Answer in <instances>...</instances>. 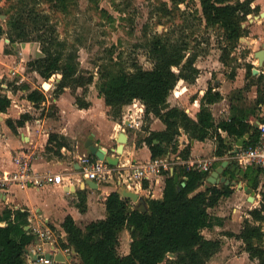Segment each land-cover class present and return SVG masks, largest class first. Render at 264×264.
Wrapping results in <instances>:
<instances>
[{"label": "trees", "instance_id": "obj_1", "mask_svg": "<svg viewBox=\"0 0 264 264\" xmlns=\"http://www.w3.org/2000/svg\"><path fill=\"white\" fill-rule=\"evenodd\" d=\"M12 12L4 11L7 16L6 26L0 22V40L8 38L7 53L19 52L12 43L37 42L40 56L30 59L27 66L36 70L45 80L55 82L54 94L57 95L65 87L78 86L86 89L93 81V74H84L79 65L77 51L69 48L64 40L58 37L55 26L50 22L48 14L29 5L23 8L25 0H13ZM65 5L68 0H57ZM193 0H171L170 7L165 4L166 14L172 8L179 9L180 3ZM201 8V19L205 27L216 26L221 31L222 46L220 60L228 64L238 56L243 59L246 69L245 85L240 89L247 90L251 84L257 85L256 103H264V72L255 76L252 68L256 58L246 42L240 38L249 32L247 25H242L253 14L260 11V5L254 0H198ZM153 67L146 69L134 64L132 70L119 69L114 72L100 74L98 92L108 106V114L113 119L122 115V108L133 99L144 104V118L154 114L162 119L166 127L160 131H149L144 141L149 146L151 157L166 156L176 151V136L179 128L190 138L205 139L211 129L218 127L227 131L228 135L242 137L250 132V137L243 146L255 142L259 136L257 127L245 120L243 115H230L220 119L216 124L207 104L220 98L218 92H211L209 87L201 98L197 119L191 118L183 108L168 107L167 97L179 79L190 83L198 76L199 69L194 65L199 53L190 49L183 40L170 41L157 34L151 43ZM255 77V78H253ZM59 78V80H57ZM25 87V85H21ZM18 86H14L17 88ZM85 91V90H84ZM26 98L39 105L46 100L45 93L38 88L30 90ZM11 99L0 93V112L6 111ZM79 107L87 106L80 96H76ZM28 115L24 114L16 120L23 124ZM8 124L13 126L10 119ZM53 137H63L50 134ZM157 140V142H154ZM65 145L59 142L58 146ZM166 148V149H165ZM230 148L225 139L216 134L214 155L223 156ZM181 156L187 158L190 145L181 151ZM250 172L244 171L243 176L248 183L256 188L259 183L261 169L252 166ZM237 168V167H236ZM235 168V170H236ZM178 174V181L174 180ZM209 172L187 169L182 164L174 165L173 173L163 172L164 186L160 198L147 197V210L132 209L128 211L130 199L123 197L117 190L109 192L105 197V216L89 221L84 227L76 224L71 215H67L62 227L65 239L62 245L72 248L82 264H205L222 246L220 238H207L202 229L212 227L217 223L208 208L216 205L223 196L232 192L228 184L217 186L206 183ZM251 179V180H249ZM206 183L202 189L201 185ZM76 202L80 211L86 210V191L77 192ZM264 203V190L262 191ZM253 221L243 220V226L238 233L228 231L241 239L244 249L251 259H257V264H264L263 206L249 210ZM28 211L5 207L0 211V264H26L25 252L28 246L36 240V235L29 225ZM1 222L5 224L2 225ZM258 222V223H256ZM128 229L130 235L129 250L125 254L119 252L120 234ZM174 253L175 256H169Z\"/></svg>", "mask_w": 264, "mask_h": 264}, {"label": "crops", "instance_id": "obj_2", "mask_svg": "<svg viewBox=\"0 0 264 264\" xmlns=\"http://www.w3.org/2000/svg\"><path fill=\"white\" fill-rule=\"evenodd\" d=\"M256 3L264 5V2H259V0ZM252 29H257V25H253ZM261 29L258 31L263 33L264 26ZM262 37L263 35H258V38ZM254 39L256 38L250 37L252 43L255 41ZM31 43L16 42V46L12 45L19 49L20 61L12 53L5 52L6 45L0 43V93L11 99L7 110L0 112V173L14 170L20 156L31 155L34 170L39 173L46 170L61 173L66 183L57 185L55 182L49 181L40 186L20 187L11 185L6 190L0 191V211L5 207L27 210L32 216L29 225L47 226L53 230L55 236L63 238L65 231L62 222L67 215H71L80 227H84L91 220L103 218L106 214V195L118 189L114 182L97 185L95 188L83 184L84 177L81 176L80 172L79 156L89 153L85 146V141L89 135L92 134L94 142L113 155L118 145L117 134L123 128L128 138L122 153L119 154L117 166H124L127 169L131 163H142L152 158L144 138L149 131L165 129L166 124L154 114H149V119L146 120L144 118V104L138 99L125 105L126 108L125 106L124 108L126 111L127 106L133 107L134 104L138 107L136 112H141L139 125L127 123L132 119L130 112L124 113L122 121H119V118H111L108 114V106L95 86H90L85 91L81 86L75 87L74 90L67 86L57 95L54 94L52 88V93H49L48 85L53 83L45 80L36 70L32 69L31 72L37 79V84L31 82L25 74H20L23 62L27 65L30 59L41 55L38 54L29 59V56H32V50L36 52L37 49L34 48V42ZM209 57L206 55L204 57L197 56L194 65L199 69L198 76L192 83L184 79L177 81L167 97L168 107H181L191 118L197 119L201 98L210 87L211 92L220 94L218 100L207 104L215 124L220 119L230 115H243L246 121L257 127L260 121H264V103H256L255 101L257 97L256 84H251L247 90H240L248 80L243 59L238 56L228 64H224L218 56L214 68H211V64L204 63ZM17 61L20 63H15ZM256 61L252 70L257 69L258 71L252 72L253 76L264 72V68H256ZM232 62L236 63V66H231ZM228 66H230V70H228ZM221 67H223L222 70ZM215 70L222 71L218 73L215 78L216 81L212 79ZM23 84L25 87L21 86ZM14 86L18 87L14 88ZM34 88L40 89L46 96V100L39 105H35L26 98V94ZM76 96H80L84 102H87V106L79 107L76 103ZM24 114H27L28 117L24 119L23 124L18 125L16 120L21 119ZM9 119L13 121V126L8 124ZM179 130L180 132L176 136L177 149L166 156L179 157L180 161L215 156L216 161L212 170L226 160L227 164L223 167L220 176L225 179L240 181L242 185H247L254 191L253 203H250L251 195L242 186L228 184L232 190L231 194L221 197L216 205L208 208L209 213L219 219L212 227L202 229V233L207 238H220L222 246L205 264H256V259H251L245 249L239 256L229 257L232 253L229 244L240 245L243 242L241 239L228 234V231L238 233L243 226L244 219L247 218L252 221L249 210L260 206V190L264 187V174L262 172L259 174L258 186L253 188L248 183L247 178L243 176L244 171L250 172L253 167L240 166L231 159L240 145H244L248 140L251 133L247 132L242 137H234L228 135L226 130L218 127L216 130L211 129L205 139L199 140L190 138L182 127ZM50 134L63 137H53L49 141ZM216 134L221 135L225 142L230 145L223 156L214 155ZM62 141L65 142V145L58 146L59 142ZM187 144L190 145V154L187 158H183L180 151ZM68 181L71 183L67 184ZM206 183L200 188L206 186ZM222 184H217V186ZM163 186V176H154L150 180H143L140 186L134 188L139 198L137 201L130 199V207L132 209L143 206L148 208L146 198H160ZM81 189L86 191L85 211H80L76 205L77 192ZM122 241L126 242L123 252L125 254L129 250L130 242L128 229L123 230L120 234V242ZM74 258H79L76 257V253ZM79 261H81L80 258Z\"/></svg>", "mask_w": 264, "mask_h": 264}, {"label": "rangeland", "instance_id": "obj_3", "mask_svg": "<svg viewBox=\"0 0 264 264\" xmlns=\"http://www.w3.org/2000/svg\"><path fill=\"white\" fill-rule=\"evenodd\" d=\"M13 2V0H0V22L4 27L7 16L3 12H12L14 10ZM254 2L256 3L258 0H254ZM259 2H264V0H259ZM24 3L29 4L27 6L23 4V8L31 5L48 14L58 37L64 40L69 48L77 51L82 72L93 74V81L84 90L89 89L90 86H95L98 89L101 73L114 72L122 68L132 70L134 64L146 69L152 68L153 59L150 48L157 34H161L164 39L169 38L172 42L186 41L191 50L194 49L203 57L210 56L204 63L211 64V68H214L218 56L221 54L223 44L221 31L216 26L205 27V23L200 17L201 8L198 0L189 1L188 4L180 3L179 9L172 8L168 14H166L164 6L167 4L170 7L171 0H68L64 6L57 0H25ZM259 5L260 11L264 10V5L261 3ZM258 14H253L249 18ZM249 18L244 22L249 32L243 37L249 40L250 37L256 38L251 46L246 42L254 54L256 50L264 48L262 45L264 32L258 31L262 30L261 28L264 26V16L253 21H250ZM253 25H257V29H252ZM259 34L263 37L258 38ZM5 39L6 37L3 36L0 43L9 48ZM34 44L36 45L34 48L39 49V43L34 42ZM37 49L36 52L32 50V56L30 55L29 59L40 54ZM12 55L20 61L19 52L12 53ZM256 60V68H264V59L261 63L258 58ZM230 65L236 66V63L232 62ZM222 69L223 67H221ZM31 70L23 62L20 74H25L31 82L37 84V79ZM221 70L213 71V80L216 81L215 78ZM228 70H230V66H228ZM52 83V85H48L49 93H52V88L54 90L55 82ZM74 89L72 88V90ZM125 108L119 121H122L123 115L126 113ZM263 190L264 187L260 190L261 201L259 204L263 206L264 213ZM249 201L253 203L252 199ZM261 224L264 231V222ZM58 239L62 245L63 238L59 237ZM124 245H126L125 241L120 242L119 252L121 254L124 252ZM229 246L232 250L229 257L239 256L244 249L243 243L240 245L229 244ZM261 246L264 248V241ZM74 256L75 253L70 248L66 257L58 264H82L79 258H74Z\"/></svg>", "mask_w": 264, "mask_h": 264}, {"label": "built area", "instance_id": "obj_4", "mask_svg": "<svg viewBox=\"0 0 264 264\" xmlns=\"http://www.w3.org/2000/svg\"><path fill=\"white\" fill-rule=\"evenodd\" d=\"M8 42L7 40H5ZM137 100L133 99L132 101ZM131 101V102H132ZM138 107L127 106L126 112H130V119L127 123L135 126L140 124L139 118L141 112H136ZM259 136L257 140L249 145H241L238 150L231 156L240 166H254L261 169L264 174V121L257 125ZM31 155H23L17 159L16 168L10 172L0 173V191H4L11 185L20 187L40 186L44 182L53 181L57 185H64L61 173L46 170L41 173L34 170L31 162ZM81 164V176L93 180L97 185L107 182H114L117 187L125 185L127 188L134 190L141 185L143 180H150L154 176H163L164 171L172 173L174 165L182 164L187 169H196L211 172L215 156L197 158L194 160L180 161L179 157L158 156L149 160L129 164L128 168L124 166L110 165L104 160L99 159L90 153H84L79 156ZM207 181V180H206ZM71 183L70 181L67 182ZM28 221H32V216L28 215ZM36 235L33 241L26 249V264H58L62 260H56L54 257L61 253L64 258L70 248L62 247L59 243V236H55L52 229L47 226H28ZM62 238V237H61ZM65 237H63L64 241Z\"/></svg>", "mask_w": 264, "mask_h": 264}, {"label": "water", "instance_id": "obj_5", "mask_svg": "<svg viewBox=\"0 0 264 264\" xmlns=\"http://www.w3.org/2000/svg\"><path fill=\"white\" fill-rule=\"evenodd\" d=\"M264 16V10L260 11L258 15H254L253 17L249 18L250 21H253L254 19L258 18V17H262ZM243 26L245 25L244 23L242 24ZM5 40L9 41L8 38H6ZM241 41L247 42V44L249 46H251L252 42L248 39H246L245 37H241L240 38ZM13 46H16V42L12 43ZM264 47V43L262 44ZM254 57L258 58L259 63H261L264 59V48H261L259 50H256L254 52ZM257 69H253V72H257ZM59 80V78L57 79ZM127 133L124 129L120 130L117 134V141H118V145L115 148V154H109L107 152V150L105 148H103L102 146L96 144L94 142L93 139V135L90 134L89 137L87 138V140L85 141V146L88 149L89 153L92 155H95L96 157H98L99 159L104 160L106 163L110 164V165H117L118 164V159H119V154L122 153L123 150V146L127 141ZM154 142H157V140H154ZM243 145V144H241ZM240 145V146H241ZM166 149V148H165ZM227 164V161L224 160L220 163V165L216 166L207 176L206 180L208 183L210 184H232V185H239L240 187L242 186V188L251 195L250 199H252L253 195H254V191L252 189H250L247 185H242L240 181H234V180H229V179H225L224 177L220 176L223 170V167ZM173 173V171H172ZM174 180L178 181L179 177L177 173H174ZM84 185H87L91 188H95L97 187V184L90 179L84 178L83 181ZM74 189V187H72ZM117 191L126 198H129L133 201H137L139 198V195L136 191L127 188L125 185H120L117 189ZM133 209H139L142 211L147 210V208L143 207H135ZM132 210V208L129 206L128 211ZM2 225H4V222H1ZM25 228H28V225L25 226ZM73 252H75L73 250ZM169 256L173 257L175 256L174 253H169ZM56 260H63L64 256H62V254L59 252L55 255L54 257Z\"/></svg>", "mask_w": 264, "mask_h": 264}, {"label": "bare ground", "instance_id": "obj_6", "mask_svg": "<svg viewBox=\"0 0 264 264\" xmlns=\"http://www.w3.org/2000/svg\"><path fill=\"white\" fill-rule=\"evenodd\" d=\"M30 43H31V42H30ZM31 44H32V43H31ZM25 45H26V44H25ZM26 46H27V45H26ZM26 46H25V47H26ZM35 46H36V45H35ZM23 47H24V46H23Z\"/></svg>", "mask_w": 264, "mask_h": 264}]
</instances>
